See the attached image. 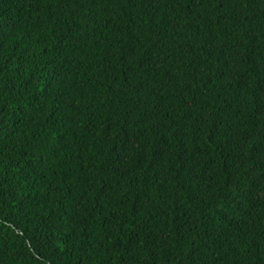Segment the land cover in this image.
Returning a JSON list of instances; mask_svg holds the SVG:
<instances>
[{"label": "trees", "instance_id": "obj_1", "mask_svg": "<svg viewBox=\"0 0 264 264\" xmlns=\"http://www.w3.org/2000/svg\"><path fill=\"white\" fill-rule=\"evenodd\" d=\"M0 264H264V0H0Z\"/></svg>", "mask_w": 264, "mask_h": 264}]
</instances>
